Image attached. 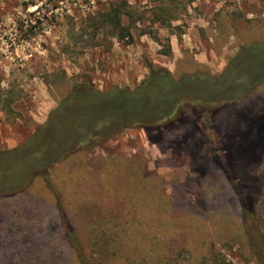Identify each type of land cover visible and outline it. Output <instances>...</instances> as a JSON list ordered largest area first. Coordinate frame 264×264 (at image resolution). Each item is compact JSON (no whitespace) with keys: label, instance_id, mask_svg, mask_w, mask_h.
I'll use <instances>...</instances> for the list:
<instances>
[{"label":"rangeland","instance_id":"obj_1","mask_svg":"<svg viewBox=\"0 0 264 264\" xmlns=\"http://www.w3.org/2000/svg\"><path fill=\"white\" fill-rule=\"evenodd\" d=\"M188 2L180 23L161 25L148 0H0V153L21 147L77 82L134 89L149 66L176 77L196 70L199 50L201 67L217 76L241 46L264 42V0ZM113 6L130 44L109 28L91 37L89 19ZM209 16L216 32L196 26L183 36L189 19ZM260 81L250 98L158 133L125 130L1 197L0 264H71L68 231L90 264L139 256L145 264H198L204 256L264 264ZM250 233L259 242H249Z\"/></svg>","mask_w":264,"mask_h":264},{"label":"trees","instance_id":"obj_2","mask_svg":"<svg viewBox=\"0 0 264 264\" xmlns=\"http://www.w3.org/2000/svg\"><path fill=\"white\" fill-rule=\"evenodd\" d=\"M148 1L151 20L161 25L178 20L189 3L188 0ZM122 16L121 7L113 6L98 19H89L94 31L91 37H96L99 27L109 28L110 36L130 44L132 36L129 28L122 24ZM36 21L40 24L39 19ZM263 54L264 42L241 46L217 76L198 64L196 70L186 68L178 77L166 68L149 66L148 74L134 89L113 86L100 91L84 81L75 83L46 122L38 126L21 147L0 153V198L23 189L48 165L100 147L125 130L140 128L158 133L175 124H188L192 117L214 113L215 106L252 97L262 85ZM163 55H170L168 47ZM262 204L264 206V200ZM67 237L71 264H90L73 232L68 231ZM258 237L259 234L254 233L246 235L249 242L260 240L261 236ZM132 264L145 262L139 256L133 258ZM198 264L230 263L220 256H204Z\"/></svg>","mask_w":264,"mask_h":264},{"label":"crops","instance_id":"obj_3","mask_svg":"<svg viewBox=\"0 0 264 264\" xmlns=\"http://www.w3.org/2000/svg\"><path fill=\"white\" fill-rule=\"evenodd\" d=\"M206 1L205 3H210L211 5H214L216 0H204ZM219 1V0H217ZM180 23V17L178 20H176L174 23ZM187 29H185L186 33L185 35H183L184 37L187 36V35H192L194 36V34L198 31L197 27H201L200 30L201 32L205 33L207 31H213V32H216L217 31V28L215 27V22L214 20H211V17L209 16V18L207 20H205L204 18H198V19H189L187 21ZM210 23L214 24V25H210ZM197 26V27H196ZM231 25L227 26L228 29H225V31H228V30H233L232 27H230ZM253 30V29H251ZM251 30L249 31V33L251 32ZM248 33V35H249ZM184 34V33H183ZM226 34V33H225ZM248 38V36H247ZM246 42V41H245ZM248 42V41H247ZM244 44V43H243ZM171 47H172V53L175 52V49L173 48V43L171 42ZM206 58V55L203 51L199 50V53L197 54V57H196V60L198 63H200L201 65H203L204 63V60Z\"/></svg>","mask_w":264,"mask_h":264}]
</instances>
